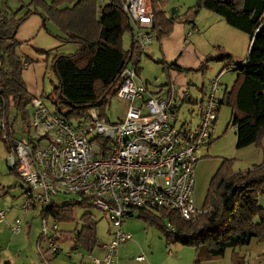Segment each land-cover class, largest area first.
I'll return each instance as SVG.
<instances>
[{
	"label": "trees",
	"instance_id": "1",
	"mask_svg": "<svg viewBox=\"0 0 264 264\" xmlns=\"http://www.w3.org/2000/svg\"><path fill=\"white\" fill-rule=\"evenodd\" d=\"M122 2L106 0L104 5H100L99 0H53L51 3L47 0H27L17 11L0 17V118L5 117L11 134H16L14 123H9L13 107L31 136L30 101L34 96L28 90L23 72L32 60L19 53L21 43L17 40V32L20 26L32 15L38 14L45 23L56 24L63 35L58 38L63 43L80 44L81 47L74 53L56 54L52 59L57 83L48 99L56 113L71 123L81 122L89 117L91 108L98 107L102 111L109 97L116 95L123 69L129 60L138 55L134 42L128 49L124 44L125 34L132 32L133 28ZM169 2L152 0L153 31L157 33L158 40L172 33L180 17L168 12ZM64 4L71 6L62 7ZM202 9L215 12L226 23L250 36L248 56L237 62L231 53L221 51L216 55H207L198 68L177 69L185 73L193 70L204 72L209 62H226L224 69H231L237 75L232 85L223 91L219 110L223 105L232 109L230 126L236 129L238 149L252 144L262 145L264 0H197V4L183 16L194 23L195 16ZM20 13L23 15L19 16ZM162 63L167 64L165 61ZM189 96L186 95V99ZM5 142L9 149V143ZM226 168L222 167L211 181L204 206H212L209 212L185 219L175 211L140 207L139 216L156 225L168 244L180 243L198 250L205 246L209 258L223 257L232 248L234 264L244 263L245 257L239 254L237 248L249 245L253 239L264 243V160L245 171L235 172ZM11 171L17 174L15 167ZM89 207L90 199L80 195L76 199L40 209V215L72 223L77 220V208ZM97 226L95 217L86 212L82 216L81 227L75 230L74 237L79 247L88 253H92L98 245Z\"/></svg>",
	"mask_w": 264,
	"mask_h": 264
},
{
	"label": "built area",
	"instance_id": "2",
	"mask_svg": "<svg viewBox=\"0 0 264 264\" xmlns=\"http://www.w3.org/2000/svg\"><path fill=\"white\" fill-rule=\"evenodd\" d=\"M99 3L104 5L106 0ZM122 6L130 18L138 52L123 69L116 93L127 102L124 118L107 121L99 108L93 107L88 118L75 124L51 110L41 96H34L30 126L36 137L28 131V137L21 139L8 131L2 117L9 160L28 186L20 206L23 215L60 203L56 196L77 194L87 196L91 207L108 216L111 238L101 246L102 256L90 253L91 264H117L120 247L133 238L123 226L135 208L175 211L185 219L212 209L211 205L196 206L195 170L197 152L213 138L219 94L223 93L220 76L210 83L195 128L187 121L177 125L185 103L181 89L173 83L166 95L152 93L145 82L138 81L142 54L158 41L153 31L152 0H123ZM12 209L0 208V223ZM41 216L39 251L58 254L60 222ZM23 223L24 219L15 218L13 232L20 233ZM137 259L144 261L146 254Z\"/></svg>",
	"mask_w": 264,
	"mask_h": 264
},
{
	"label": "rangeland",
	"instance_id": "3",
	"mask_svg": "<svg viewBox=\"0 0 264 264\" xmlns=\"http://www.w3.org/2000/svg\"><path fill=\"white\" fill-rule=\"evenodd\" d=\"M170 6L168 8V12L172 14V9L175 7L179 10V12L175 15H179L180 17L176 20V22H180L182 24L187 25V27H191L194 23L192 21L187 24L188 20L183 16L189 9V7H193L197 4V0H170ZM168 4V5H169ZM203 10V11H202ZM194 19L198 20V28L203 27L204 32L201 33V39L199 40L202 52H205L209 55H216L221 51L229 52L233 55L235 61L245 60L248 56L249 46L250 44V36L242 31H239L238 34L242 36V38L235 37L228 30L229 25L226 28L221 27L218 24H214L208 20V17H205L204 14H213L210 11L202 9ZM205 12V13H204ZM20 14L19 16H22ZM216 16V15H214ZM195 20V21H196ZM226 24V23H223ZM228 24V23H227ZM49 27L53 28L58 34H62L60 29L52 22L49 23ZM202 29V30H203ZM231 30V29H230ZM218 41V42H215ZM130 43V32H127L124 36V44L126 49L129 47ZM218 43V44H215ZM159 41H156L152 44V47H156L160 49ZM64 48L63 51H70V53H74L80 47L78 43H63ZM215 45H219L216 46ZM75 46V47H74ZM149 47L146 52L142 54L140 67L141 72L140 75L143 80L150 79L153 84H164L168 80V76L165 71H163L162 61H165L169 64V66L176 68L175 73H184L177 69L176 61H170L163 56V54L159 53V57H155L153 55H148ZM215 47V48H214ZM76 50L73 51V49ZM215 49V52H214ZM73 51V52H72ZM67 52V53H68ZM147 53V54H146ZM233 59V61H234ZM52 57H50L46 63V72L44 76V85H45V95L43 98L46 99L47 104L50 107H53V103L49 98V93L53 90L54 86L57 83L56 74L52 68ZM230 60H227V62ZM232 61V62H233ZM32 63V62H31ZM227 63L224 61H212L209 62L208 69L204 72L202 71H190L186 72L187 83L186 86L190 88V93L198 99L195 103H182L180 113V121L177 125H181L186 122L190 123V125H196L199 121V114L202 103V91L197 89V86H204L205 84L209 86L211 81L218 76L219 70L225 66ZM189 68V67H186ZM177 70V71H176ZM220 75V81L222 87L226 89V86H231L234 82L237 73L232 70L223 71ZM173 81L175 79L173 78ZM176 83V81H175ZM177 84V83H176ZM222 93L219 94V98H221ZM100 110V108H99ZM231 107L228 105L221 106L217 118V122L214 129V134L212 138V143L209 144L210 154L208 156L203 157L201 153L207 151V146H204L197 152L198 161L196 164V185H195V203L196 206L200 209L204 208L206 204V199L209 194V189L211 185V181L217 172L222 167H227L231 171H241L246 168H250L254 164H259L260 161L264 160V140L262 145L252 144L249 147L238 149L236 147L237 143V135L236 129L233 126H230L231 121ZM101 111V110H100ZM103 111V112H102ZM101 114L102 118L110 121L117 122L120 119L124 118L127 111V102L123 99H120L117 95L109 97V100L104 108H102ZM90 112V111H89ZM4 119L5 117L2 116ZM6 120V119H5ZM14 123V129L16 130V134L21 139L27 138V126L24 124L20 115H17L15 108L11 107L10 115H9V123ZM78 124L80 122H72ZM2 124V118H0V126ZM5 124L8 127L7 121ZM229 124V126H228ZM195 128V126H192ZM31 134L36 137V133L33 129H31ZM4 133L1 131L0 127V208H7L12 206L13 209L7 214V219L11 218V216L18 214L21 219H24L26 216L23 215V211L21 207L18 206L24 201V190L28 187L27 184L19 177L18 174L11 171L13 165L9 160V152L7 151L5 140L3 138ZM45 146V143L43 144ZM208 145V146H209ZM260 150V153L258 150ZM254 150L258 151L254 154ZM258 154H260V159L258 158ZM226 168V169H227ZM77 194L72 195H60L56 196L58 202L63 203L66 201H70L72 199H76ZM21 206V205H20ZM21 209V210H20ZM91 213L96 221H97V232L99 245L103 244L109 238V230L111 227V223L108 219V216L95 207H89L87 209L77 208L76 217L77 220L72 223H63L61 224V228L63 230L62 235L60 237V247L61 250L57 257L54 256L56 254L47 253L46 260L40 253L38 252V237L40 236V228L42 225V220L40 217L35 214V217H30L31 222V241L27 239L28 243V253L26 256L30 254L29 257H26L25 254L17 255L13 257L16 262H22L26 264H71L75 263V260L78 257L82 258L86 262L89 261V255L87 251L83 250L79 247L74 241V233L76 229H79L82 225V216L84 213ZM28 216V215H27ZM29 218V216L27 217ZM6 219V220H7ZM29 223V222H28ZM166 224L169 226V221L166 220ZM25 225H22V232H25ZM124 227L128 228L133 234V242L136 246V250L131 252L127 259H130L132 264H142L136 260V255L144 252L147 256L154 253L153 248L155 249L156 256L161 260H164L165 257L170 259L171 256L173 258H178L180 255V264H234L233 262V249L229 248L227 253L223 257L218 258H209L207 254V248L205 246H201L198 250L194 246H186L180 243H167L166 238L163 232L153 224L148 223L143 218L139 216V209L135 208L133 216H128L124 220ZM21 229V230H22ZM14 234V233H13ZM21 234V233H20ZM13 236L21 237L23 234H15ZM134 244H132L134 246ZM44 247H47L46 243L42 244ZM143 247V248H142ZM177 247L184 248L183 252L178 251ZM74 249V250H73ZM121 249V248H120ZM119 249V250H120ZM141 249V250H140ZM264 249V243L259 242L257 239H253V241L249 245H245L242 247H238L237 251L243 257H245L246 261L240 264H264V257L262 256V252ZM27 251V250H25ZM121 251V250H120ZM171 252V254L169 253ZM93 255H99L100 250L97 247ZM170 254V255H169ZM169 255V257H168ZM123 257L122 254H120ZM119 256V257H120ZM51 262L49 261L50 259ZM73 261V262H72ZM211 261V262H210ZM146 262V261H144ZM17 264V263H16ZM85 264V263H83ZM87 264V263H86ZM119 264V263H118Z\"/></svg>",
	"mask_w": 264,
	"mask_h": 264
},
{
	"label": "crops",
	"instance_id": "4",
	"mask_svg": "<svg viewBox=\"0 0 264 264\" xmlns=\"http://www.w3.org/2000/svg\"><path fill=\"white\" fill-rule=\"evenodd\" d=\"M26 1L27 0H0V17L2 18L5 16H8L11 12L17 11L21 7V5ZM52 1L53 0H47V2H49V3H51ZM66 6H71V4H64L62 7H66ZM169 6H170V4L168 5V8H169ZM204 10H207V9H204ZM207 11H210V10H207ZM210 12L213 14H204V15H205V17H208V20L210 22H213L212 26L214 24H218L221 27L226 28L227 26H225V25H229L226 23V21L221 16H219L215 12H212V11H210ZM20 14H22V13H20ZM214 15H216V16H214ZM195 20H194L195 23L189 28L185 24H182L180 22H175L172 33L168 37L163 38L162 40H158L160 43L158 47L160 49L151 46L152 48L149 49L148 55H153L155 57H159V53H161V54H163V56H165V58L167 60L176 61L177 62L175 64L176 67L198 68L200 66L201 62L209 54L202 52V48H201L199 40L202 38L200 35H201L202 31L204 32V29H203V27L198 28V26H197L198 20H196V21ZM190 22H191V20L186 21L187 24H189ZM49 23L50 22L45 23L44 19L40 15L34 14L30 18H28L20 26V28L17 32V40L21 43L20 48H19V53L23 56H26L30 60H32V63L28 64L25 71L23 72V77H24V80L26 82V85L28 87L29 92L33 96L44 97V95L46 94L45 93V85H44V76H45V72H46V63L45 62L50 57H52V59H53L56 54H62V53L63 54H69L70 53V51L69 52L66 50L63 51V48H64L63 42L58 38V36H63V35L58 34V32H56L53 28H50ZM223 23H226V24H223ZM229 26L232 27L231 25H229ZM226 29L228 30V28H226ZM228 31L232 35H234L235 37L242 38V36L240 34H238V32L240 30L232 27V28H229ZM132 42H134L133 32H130V43H129L128 48H130L132 46ZM215 42H218V41H215ZM215 44H218V43H215ZM216 46H219V45H215V47ZM248 46L250 48L249 43H248ZM79 47H81V46H79ZM74 50H76V48H74L73 51ZM146 50H145V52H146ZM44 52H47V53H44ZM214 52H215V49H214ZM164 61H165V59H164ZM167 64L162 63L163 71H165L167 76H168V80L164 84L163 83L162 84H153L152 81H150V79L143 80L141 75H140L141 67L139 68V79H138V81L145 82L147 84L150 92L158 93V94H165V95L169 91V86L173 83L174 84L177 83L176 84L177 87L181 89V92L185 97V99H184L185 103L190 104V103H194V101L197 102L198 99H195V97H193V95L190 93V88L186 86V83H187L186 73L185 72L184 73H175L174 71L176 68L171 67V66L168 67L169 64L168 65ZM224 68L225 67L223 66L219 70V72L217 74L218 76H220L219 74H222L223 71L228 70V69H224ZM229 70H231V69H229ZM173 78L175 79L176 83H175V81H173ZM196 87H197V89L202 91V95H203L202 103H203V101L207 98V93L209 91L210 84H209V86H207L205 84L204 86L202 85L200 87L196 85ZM228 87L229 86H226V88H228ZM224 90H225V88L223 87V91ZM186 95L192 96V98H193L192 101H190V99H191L190 96L188 97V99H186ZM43 99L47 103L46 99L45 98H43ZM202 103H201V107H202ZM48 106L51 110H53V107H50V105H48ZM196 125H193V126H196ZM0 127L2 128V124ZM15 135L17 136V134H15ZM27 137H28V135H27ZM5 144H6V142H5ZM208 145H207V151H205L204 153H201L202 156L204 155L203 157L208 156L210 154V151H209L210 145L209 146ZM249 146H247V147H249ZM6 148H7V151L9 152L7 144H6ZM258 151L260 153V150H258ZM258 151L254 150L253 152H254V154H256ZM260 156L261 155L258 154L259 160H261ZM262 162L260 161V163H262ZM247 169L248 168H246L245 170H247ZM245 170H242V171H245ZM20 205L18 206L19 208H20ZM35 214H37V216L40 217V219L42 220V216L40 215V208H35V209L31 210L29 213H27L25 215L26 217L24 218V223H26L25 232H22L23 231V229H22L20 233L23 234V236L18 237V238L16 236H13L17 233H14L12 230V225L14 224L15 218H17L19 216L18 214L14 215V216L12 215L11 218H8V219L6 218L7 220L5 222L0 223V264H16V263L17 264H26V263H22V262H20V263L16 262L13 259V257H16L17 255H20V254H25V256H26V254L29 252L28 251L29 247H28V243L26 242V240L30 239V237L32 235V233L30 232L31 231L30 217H35ZM27 215L29 216V218H27L28 217ZM61 224H63V222H60V229H61L60 230L61 231L60 237H61L62 232H63V230L61 228ZM123 228L125 231L131 233V231L128 228H125L124 226H123ZM40 231H41V228H40ZM20 233H18V234L21 235ZM108 235H109V238L107 241H109V239L111 238L110 233H108ZM132 236H133V234H132ZM39 237H38V240H39ZM132 240H133V238H132ZM132 240H130V241H132ZM30 241H31V239H30ZM74 241L77 245L79 244L78 240H76L75 237H74ZM107 241H105L104 243H106ZM130 241H128L127 243L123 244L120 247L121 251L119 250V256H120V254H122L123 257L120 256L118 258L117 264L118 263L119 264H132L130 262V259H127L126 256H128L131 252H134V250H136V246L133 242H130ZM103 244L99 245V242H98L97 247L100 250V254L96 255V256H102L103 255L104 251L101 249V246ZM132 244H134V246ZM37 247H38V243H37ZM95 249L93 252H95ZM176 249H178V251H180V252L184 251V248L182 249L180 247H177ZM25 250H27V251H25ZM37 250L40 253V255H42L46 260H48V257L46 258L47 253H49L48 251L45 250L44 254H41V252L39 251V248ZM153 250H154V253L152 252V254H150L149 256L146 255V259L144 260L146 262L139 261L137 259L144 252L140 253L139 255H136V260L142 264H180V255H178V258H173L171 256L170 259L165 257L164 260H161L158 257V255L156 256V253H155L156 251L154 248H153ZM169 253L171 254V252H169ZM57 255L54 256V259H55V257H57ZM169 255H168V257H169ZM29 256H30V254L26 257H29ZM262 256L264 257V249L262 252ZM54 259L52 258L49 261L51 262V260H54ZM245 261H246V259H245ZM83 263L91 264L90 258H89V261L86 262L82 258L78 257V259L75 260V263L73 262L71 264H83ZM215 263H217V262H214V264Z\"/></svg>",
	"mask_w": 264,
	"mask_h": 264
},
{
	"label": "water",
	"instance_id": "5",
	"mask_svg": "<svg viewBox=\"0 0 264 264\" xmlns=\"http://www.w3.org/2000/svg\"><path fill=\"white\" fill-rule=\"evenodd\" d=\"M179 12V10L178 9H176V8H173L172 9V15H175V14H177ZM133 32V31H132ZM132 45H133V42H132Z\"/></svg>",
	"mask_w": 264,
	"mask_h": 264
}]
</instances>
